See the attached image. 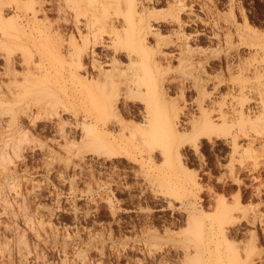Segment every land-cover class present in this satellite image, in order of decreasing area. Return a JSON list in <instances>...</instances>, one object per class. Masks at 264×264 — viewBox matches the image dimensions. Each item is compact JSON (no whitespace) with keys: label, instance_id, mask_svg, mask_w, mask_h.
<instances>
[{"label":"rangeland","instance_id":"374dc122","mask_svg":"<svg viewBox=\"0 0 264 264\" xmlns=\"http://www.w3.org/2000/svg\"><path fill=\"white\" fill-rule=\"evenodd\" d=\"M67 1L0 0V264H261L264 112L255 100L263 97L264 71L252 76L244 71L243 77L242 72L246 64L264 63V0L145 1L166 40L158 45L154 36L148 38L157 59L163 51L176 52L170 40L178 37V18L188 23L183 29L191 35L189 43L210 54L204 65L212 81L204 88L199 69L185 55L188 61L173 60L171 66L160 60L164 71L149 61L135 33L134 12L125 14L132 27L118 36L100 31L104 7L123 20L122 3L132 0ZM42 3L46 10L32 21ZM177 10L180 17L173 18ZM76 19L89 38L94 31L105 40L96 50L108 53L109 81L118 78L110 62L114 51L139 57L133 68L144 78V94L122 102L119 114L100 112L98 100L84 104L95 114H84L75 97L80 81L69 75L77 64L69 61L68 48L71 33L82 40L74 31ZM30 47L42 51L31 62ZM229 56L235 57L236 72L227 70ZM128 70L120 73L122 80L131 76ZM160 74L173 80L169 93L178 101L176 109L151 95L152 78ZM178 106L200 122L213 116L212 137L198 139L191 126L169 131L166 123ZM208 106L209 114H202ZM136 107L142 113L128 110ZM146 108L151 113L144 114ZM219 109L224 118H217ZM94 119L127 148L100 146L89 129ZM222 229L230 230L228 237ZM187 245L193 251L189 258L182 255Z\"/></svg>","mask_w":264,"mask_h":264},{"label":"bare ground","instance_id":"6f19581e","mask_svg":"<svg viewBox=\"0 0 264 264\" xmlns=\"http://www.w3.org/2000/svg\"><path fill=\"white\" fill-rule=\"evenodd\" d=\"M54 1V0H53ZM57 1V0H56ZM67 1V0H66ZM71 1V0H70ZM73 1V0H72ZM102 1V0H101ZM100 1V2H101ZM110 1V0H109ZM112 1V0H111ZM146 0H132V1H130V2H127L126 3V5H124L123 3H122V5L124 6V9H125V13H124V19L123 20H121L120 19V17H119V15H117V14H114L115 12H111V11H109L108 9H107V7H106V10L103 8V11L100 13V14H103L102 16H103V22L102 21H100L101 23H103V24H101L102 25V28L103 29H101V26H100V31H103V30H106V32H108V33H110V34H115V35H117L118 36V34H120V32L121 31H126L127 29H130L131 27H132V24H130V20H128V16H126L125 14L127 13V14H129L130 15V13L131 12H134L133 14H135V16L136 17H134L133 18V20H134V22H133V24L135 23V26H136V28H135V33H136V35H137V39L139 40V42H141V44H143V46H144V49H145V51H146V55H147V58H148V56H149V61L151 62V63H153L154 64V66L155 67H158V69H160L159 67H161V69L163 70L164 69V60L166 61V63H167V65L168 64H170V66H171V63L173 62V60H182L183 58H184V55L185 56H187V57H189L190 59H191V61H192V63L190 62V61H188L189 59L186 57V59L185 60H187L189 63H190V65H194L195 67H197L196 69L198 70L199 69V72H198V79L199 80H202V81H204V82H202V84H204V86L202 85V87L204 88L206 85L205 84H207V83H209L210 81H212V76L210 77L209 76V73H208V75H206L207 73L206 72H208V71H206V69H205V65H204V62H210V60H209V55L207 54V52L205 51H203V49L201 50L200 48L199 49H196V48H194L190 43H189V36H191V35H187L185 32H184V30L185 29H183L184 28V24H185V21L186 20H184V22L182 21V20H180L181 18H178V17H180V14L178 13V11L179 10H177L176 11V14L175 13H172L173 14V18H175V16H177V15H179V16H177V18H178V28H175V29H177V31L176 32H178V34H176L178 37V39L176 38V39H171L170 41L174 44V46L176 47L175 49H177L176 50V52L175 51H163L162 52V56L161 57H159V59H157L156 57H155V52H156V50H154L155 49V46L153 45V44H151L150 42H148V38L149 37H151V36H154L155 37V39H156V42H157V44L159 45V44H161V39H163L164 37L163 36H161V37H163V38H161L160 37V35L162 34H160V31H159V29L160 28H158L156 25H154L155 23H152L153 22V20L152 19H150V17L152 16V15H150L151 13L153 14V10L151 9L152 7H150L149 6V2L150 1H152V0H150V1H148V3H147V5H148V7L146 6V2H145ZM62 2H64V1H62ZM68 3H69V0L67 1ZM75 2H76V0H75ZM99 2V3H100ZM123 2H124V0H123ZM179 2V1H178ZM72 4H73V2H71ZM103 3V2H102ZM108 3H111L112 4V2H108ZM180 3H182L181 1H180ZM71 4V5H72ZM104 4V3H103ZM106 4H107V1H106ZM110 4V5H111ZM99 5V4H98ZM101 5H99V6H101ZM109 5V6H110ZM151 5V4H150ZM175 5H178L179 7H180V5L179 4H177V3H175ZM183 5V4H182ZM40 8L38 9V10H36V11H34V12H32V21L34 20H38V19H34V18H37L38 17V15H37V13L39 12V11H42L43 10V12L46 10L45 8H43V3L42 4H40ZM60 6V5H59ZM65 6V5H64ZM73 6V5H72ZM114 6V5H113ZM112 6V7H113ZM58 7V6H57ZM153 7H154V4H153ZM177 7V6H176ZM182 7V6H181ZM117 8V7H116ZM123 8V7H122ZM190 8V7H189ZM37 9V8H36ZM52 9V8H51ZM66 9V8H65ZM101 9V8H100ZM99 9V11L98 12H100L101 10ZM123 9V10H124ZM181 9V8H180ZM59 10H60V7H59ZM59 10H57L58 12H59ZM108 10V11H107ZM155 11V10H154ZM174 11H175V9H174ZM42 12V13H43ZM63 12V11H62ZM180 12V11H179ZM79 14V13H78ZM171 14V15H172ZM43 16L45 15H47V13H44V14H42ZM37 16V17H36ZM76 16H77V14H76ZM130 17V16H129ZM20 18V17H19ZM77 18H78V16H77ZM132 18V17H131ZM131 18H129V19H131ZM151 18H153V17H151ZM172 19V18H171ZM68 20V19H67ZM132 20V21H133ZM152 20V21H151ZM175 20H177V19H175ZM94 21V20H93ZM129 21V22H128ZM156 21V20H155ZM154 21V22H155ZM31 22V21H30ZM67 22H69V21H67ZM75 22V21H74ZM83 22V21H82ZM89 22V21H88ZM91 22V21H90ZM177 22V21H176ZM186 23H187V21H186ZM34 24V23H33ZM83 24H84V26H85V22H83ZM91 24H92V22H91ZM94 24V23H93ZM99 24V23H98ZM188 24V23H187ZM87 25H89L88 23L86 24V26ZM83 25H82V23H80V21L79 20H77L76 19V22L74 23V31H76V33H78L79 35H81V37H82V40H81V37L79 36V38H80V40H81V43H79L78 42V40H77V38H76V36L73 34V33H71V39H70V42H69V44H70V46H69V44H68V46H69V48H68V52H69V56L68 57H70V59H69V61L71 60L72 62H75L77 65L75 66V67H71L70 68V71H69V75L70 76H72L73 78H76V80H78L77 81V83L79 84V89L80 90H77L78 92H77V94L75 95V97L78 99V102L82 105V107H83V111H84V114H95L94 112H96V109H92V108H89V107H87V106H85L84 104L85 103H87L88 104V101L89 100H98L99 101V103H100V107H99V111L100 112H102V113H105V114H107V113H112V114H119V113H121V110H120V106L119 105H121V103L123 102H126L127 100H129L130 98L132 99V98H135V97H139V96H142V94H144V91H145V88H143V85H146L144 82H143V79L144 78H142V75L140 74V71H139V69L137 68V69H135V67L133 68V65L136 63V61L138 62V58H137V56L131 51V50H127L125 53L123 52V54H120V52H119V50L117 49L116 51H114V53H113V55H112V57H111V59H110V62H111V64L113 65L112 67H114L113 69H115V75L114 76H117L116 74H118V78H115V77H113V79L112 80H110L109 81V79H110V76H113V75H111V74H109V70H107L106 71V69H105V66H104V64H106L105 63V61H104V59L106 60V57L108 56V53L106 54V53H103V52H98L97 50H96V48L97 47H104L105 46V40L101 37H97V36H95V35H97V34H95L94 35V31L92 32V34L95 36V37H93L92 36V34H91V37L89 38V36H87V35H85L83 32V27H82ZM134 26V27H135ZM36 26H34V28H35ZM31 28V27H30ZM56 28H59V27H56ZM91 28V26L89 27V29ZM97 28V27H96ZM99 28V27H98ZM98 28H97V31H98ZM120 28H121V30H120ZM246 28V27H245ZM60 29V28H59ZM58 29V30H59ZM84 29H87V28H84ZM92 29V28H91ZM90 29V30H91ZM93 29H95V26H94V28ZM253 29V28H252ZM55 30V29H54ZM57 30V29H56ZM62 30V29H61ZM231 30V29H230ZM254 30V29H253ZM60 31V30H59ZM174 31V30H173ZM61 32V31H60ZM175 32V33H176ZM59 33V32H58ZM86 33H87V31H86ZM95 33H96V31H95ZM100 33V32H99ZM102 33V32H101ZM203 33V32H202ZM215 33V32H214ZM240 33V32H239ZM32 34V33H31ZM84 34V35H83ZM198 34V33H197ZM225 34V33H224ZM168 35V34H167ZM214 34H212L211 36L212 37H214L213 36ZM63 36H64V34H63ZM215 36H216V34H215ZM238 36V35H237ZM11 37V36H10ZM189 37V38H188ZM221 37V36H220ZM4 38V37H3ZM218 38V37H217ZM65 39V38H64ZM112 39H114L113 37H112ZM10 40V39H9ZM165 39H163L162 40V44L164 43L165 44V41H164ZM164 41V42H163ZM155 42V43H156ZM169 42V41H168ZM171 43V44H172ZM250 43V42H249ZM58 43L57 42H52V45H53V47H54V50L62 57V54H63V50H62V48H61V46H58L57 45ZM156 45V44H155ZM157 45V46H158ZM156 46V47H157ZM167 46V45H166ZM253 46V45H252ZM34 47V46H33ZM37 47V46H36ZM114 47V46H113ZM159 47H161V45L159 46ZM158 47V48H159ZM199 47V46H198ZM151 49V50H149V49ZM262 48V47H261ZM259 49V48H258ZM195 50H196V52L197 53H195ZM162 51V50H161ZM203 51V52H202ZM121 52V53H122ZM37 53H39L38 55H40V56H42V51L41 50H39L38 48H31L30 47V62L31 61H33L34 60V58H35V56L37 57ZM67 53V52H66ZM208 53H210V52H208ZM231 54V53H230ZM66 55V54H65ZM229 55V54H228ZM211 56H212V54H211ZM227 56V55H226ZM240 56V55H239ZM90 58V64H88L86 61H85V58ZM88 58V59H89ZM109 58V57H108ZM124 58H126L127 60H128V62H129V64L128 65H124L125 64V61H124ZM68 59V58H67ZM125 59V60H126ZM211 59V58H210ZM237 59V58H236ZM41 60V59H40ZM160 60H163V61H160ZM148 61V60H147ZM184 61V60H183ZM235 57L234 56H229V57H227V60H226V67H227V70H228V72L230 71V73H233V71H235L236 72V65H235ZM246 61V60H245ZM261 61V60H260ZM259 61V62H260ZM182 62V61H181ZM241 62V61H240ZM239 62V63H240ZM250 62V61H249ZM237 63V62H236ZM147 64H148V62H147ZM220 64V63H219ZM11 65V64H10ZM166 65V66H167ZM189 65V64H188ZM189 65V66H190ZM242 65H244V63H242ZM169 66V67H170ZM29 67V66H28ZM163 67V68H162ZM195 67L193 68L194 70H196L195 69ZM148 68H149V66H148ZM167 68V67H166ZM10 69V68H9ZM82 70V73H81V70ZM113 69H111L112 71H113ZM127 69H132V71L133 72H131L132 74H131V76H129L127 79H125V80H122V78H120V73L121 72H123L124 70H127ZM160 69V70H161ZM168 69H170V68H168ZM192 69V70H193ZM80 70V71H79ZM128 70V71H129ZM149 70V69H148ZM150 70H151V68H150ZM193 70V71H194ZM242 70V69H241ZM241 70H239V71H241ZM116 71H117V73H116ZM144 71V70H143ZM164 71V70H163ZM202 71V73H204L203 74V76H202V74H200V72ZM239 71H238V73H239ZM246 72V74H247V76H248V73H249V75H251L252 76V74H254V75H257L259 72L261 73L262 71H264V63H260V64H254V65H249V66H247V64L245 65V67L243 68V72H242V77H243V73L245 74V72ZM37 72H39V71H37ZM130 72V71H129ZM146 72V71H145ZM145 72H143V73H145ZM190 72H192V71H190ZM35 73V72H34ZM33 73V74H34ZM112 73H114V71L112 72ZM125 73H126V71H125ZM161 73V72H160ZM192 73H194V72H192ZM196 73H197V71H196ZM32 74V75H33ZM37 74V73H36ZM35 74V75H36ZM40 74V73H39ZM122 74L123 73H121V76H122ZM147 74V73H146ZM263 74V73H262ZM68 75V76H69ZM124 75V74H123ZM152 75H153V73H152ZM194 75V74H193ZM197 75V74H196ZM40 76H41V74H40ZM67 76V75H66ZM67 76V77H68ZM125 76V75H124ZM144 76H145V74H144ZM148 76V75H147ZM168 75H165V74H160V76H159V78H155L154 77V79L152 78V80H153V82H152V84H150V86H151V88H150V92H151V95H153L157 100H159V101H161V100H168V102H170L171 103V105L173 106L172 108L173 109H176V103L178 102H176L175 103V101L176 100H174L172 97L170 98V88H171V85H172V81L167 77ZM186 76H189L188 74L186 75ZM246 76V75H245ZM246 76V77H247ZM62 77V76H61ZM191 77V76H190ZM194 77V76H193ZM216 77V76H215ZM241 77V76H240ZM36 79H38L37 77H35ZM109 78V79H108ZM192 78V77H191ZM196 78V77H195ZM194 78V79H195ZM185 79V78H184ZM193 79V78H192ZM191 79V80H192ZM193 79V80H194ZM217 79V78H216ZM39 80V79H38ZM37 80V81H38ZM190 80V81H191ZM40 81H41V79H40ZM184 81V80H183ZM261 82L263 81V80H260ZM260 81H259V83H260ZM193 82V81H192ZM201 82V81H200ZM195 83V82H194ZM221 83V82H220ZM244 84V83H243ZM193 85V84H192ZM196 85V84H195ZM238 85H240V84H238ZM242 85V84H241ZM260 85V84H259ZM246 86V85H245ZM245 86H244V88H245ZM249 86H252V90H254V89H256L257 88V86L256 85H254V87L256 86V88H254L253 87V84L251 85H249ZM248 86V87H249ZM180 87V86H179ZM185 87V86H184ZM183 87V88H184ZM190 87V86H189ZM193 87V86H192ZM241 87V86H240ZM262 87V91H261V88ZM261 87L260 88H258V89H260V91H261V96H263V97H261V96H259L258 94V96L255 98V99H258V97H261V98H259V99H262L260 102L258 101L257 102V100H255L256 101V103H257V106L262 110V112H264V95H263V93H264V81L261 83ZM182 88V87H181ZM186 88V87H185ZM243 88V87H242ZM242 88H240V89H242ZM251 87H249L248 89H250ZM68 89V88H67ZM178 89V88H177ZM187 89V88H186ZM206 89V88H205ZM183 90V89H182ZM185 90V89H184ZM246 90V89H245ZM256 91H257V89H256ZM259 91V92H260ZM184 92V91H183ZM182 92V93H183ZM76 93V92H75ZM257 93V92H256ZM251 97V96H250ZM92 98V99H91ZM177 99V98H176ZM156 100V101H157ZM164 100V101H165ZM234 100V99H233ZM253 100V99H252ZM236 101H237V99H236ZM235 101V102H236ZM254 101V100H253ZM128 102V101H127ZM220 102V101H219ZM95 103V102H94ZM86 104V105H87ZM178 104V103H177ZM242 104H243V102H242ZM124 105V104H123ZM232 105H234V104H232ZM241 105V104H240ZM95 106V105H94ZM237 106V105H236ZM125 107V106H124ZM123 107V108H124ZM131 107V106H130ZM175 107V108H174ZM213 107V106H212ZM127 108H128V106H127ZM132 108V107H131ZM131 108H129L128 110H132V111H134L133 113H142L141 112V110L139 109V108H141V107H139V108H137L136 107V110H133V109H131ZM171 108V109H172ZM258 108V109H259ZM178 110L177 111H175V115L173 116V120H171V121H168L166 124L168 125V126H166V128L169 130V131H171V132H182L183 130L184 131H187L189 128V126H191L192 127V129L194 130V132H196V137L199 139H201V138H203V137H205V136H209V138L210 137H212V132L210 131L211 129H212V127L214 126V118H213V116L211 117V115H208V118H206L203 122H200L199 120H200V118H198L197 116H195V115H193V116H191V117H185L184 115H186L183 111L184 110H182V111H180V108H179V106H178V108H177ZM236 109V108H235ZM257 109V108H256ZM255 109V110H256ZM65 110V109H64ZM81 110V109H80ZM187 110V109H186ZM209 110H210V107L208 106V108L206 107H202L201 108V111H202V114H209V113H207V112H209ZM220 110V109H219ZM237 110V109H236ZM236 110H234L235 112H236ZM240 110H243V108H241ZM246 110V109H245ZM254 110V111H255ZM66 111H68L67 109H66ZM137 111V112H136ZM221 112H219V116L217 117V118H224L225 117V112L223 111V110H220ZM239 111V110H238ZM253 110H252V112H254ZM257 111V110H256ZM255 111V112H256ZM59 112V111H58ZM131 112V111H130ZM173 112V111H172ZM190 112V111H189ZM242 111H240V113H241ZM251 112V111H250ZM251 112V113H252ZM41 113V112H40ZM143 113L144 114H149V113H151V110L148 108H146L145 110H143ZM233 113V112H232ZM237 113V112H236ZM239 113V112H238ZM239 113V114H240ZM247 114H249L248 112H246ZM245 113V111H244V114H246ZM259 113H260V111H259ZM101 114V113H100ZM187 114H189V113H187ZM241 114H243V112L241 113ZM182 115H183V117H185V118H183L182 117ZM89 117H91V116H89ZM115 118H117V116H115ZM89 119H92V118H89ZM216 119V118H215ZM243 119V118H242ZM93 120V119H92ZM118 120V119H117ZM224 120H226V119H224ZM90 120H87L86 121V123L88 122V123H90V124H92L93 122H89ZM94 121H95V119H94ZM120 121V120H119ZM118 121V122H119ZM121 122V121H120ZM201 124H200V123ZM84 123V122H83ZM123 122H121L120 123V125L122 124ZM118 124V123H117ZM88 125V124H87ZM119 125V126H120ZM89 126V125H88ZM88 126L86 127V128H88ZM94 126V130L93 129H91V127L89 128L90 130H92V131H95V139L97 140V142L98 143H100V146H103V147H106V148H108L109 150H112V149H115V148H117V149H125V148H127L126 147V143L124 142V140L121 138V137H119V136H117V135H115L108 127H107V125H100V124H98V123H96V121H95V124L93 125ZM118 127V126H117ZM125 126L124 125H121V128L120 129H122V128H124ZM146 127V126H145ZM147 128V127H146ZM154 131V130H153ZM235 132V131H234ZM87 133V132H86ZM93 134V133H92ZM197 138H195V139H197ZM197 139V140H198ZM17 146V147H16ZM7 147V146H6ZM15 147L18 149L20 146H19V142H18V144H17V142H16V145H15ZM16 149V150H17ZM152 150V149H151ZM115 151H117V150H115ZM119 152V151H118ZM125 152V151H124ZM116 153V152H115ZM4 157V156H3ZM5 160V159H4ZM5 167V166H4ZM6 171V170H5ZM194 183V182H193ZM192 183V184H193ZM190 186V185H189ZM197 186V185H196ZM224 201H227V200H224ZM224 207V206H223ZM223 207H221V210H223L224 208ZM196 209V208H195ZM222 212V211H221ZM232 218H233V216H232ZM188 220H189V218H188ZM215 230V229H214ZM222 231H223V233L228 237V231H230V230H226V229H222ZM54 234V233H53ZM218 234H219V232H218ZM220 234H221V232H220ZM220 236V235H219ZM222 236V235H221ZM21 239V238H20ZM26 249V248H25ZM192 248L189 246V245H187L185 248H184V250L182 251V255H183V257H185V258H189L191 255H192ZM263 260V258H261V261ZM251 264V263H250ZM255 264H256V262H255ZM261 264H264V260L261 262Z\"/></svg>","mask_w":264,"mask_h":264}]
</instances>
